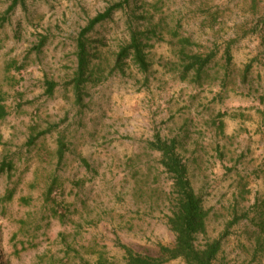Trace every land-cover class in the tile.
<instances>
[{
    "label": "rangeland",
    "instance_id": "obj_1",
    "mask_svg": "<svg viewBox=\"0 0 264 264\" xmlns=\"http://www.w3.org/2000/svg\"><path fill=\"white\" fill-rule=\"evenodd\" d=\"M122 1L24 0L0 28V264H127V249L172 246L156 136L176 140L202 198L196 245L219 239L215 264H264V0ZM119 2L89 35L93 50L111 65L129 24L149 28L150 71L127 65L77 102L75 40ZM179 37L214 54L208 77H180Z\"/></svg>",
    "mask_w": 264,
    "mask_h": 264
},
{
    "label": "trees",
    "instance_id": "obj_2",
    "mask_svg": "<svg viewBox=\"0 0 264 264\" xmlns=\"http://www.w3.org/2000/svg\"><path fill=\"white\" fill-rule=\"evenodd\" d=\"M122 2H128V0ZM122 2L112 4L90 18L75 40L76 67L67 85L71 86L77 102L81 101V89L84 85L94 81L96 83L101 82L111 73L123 74L127 65L134 66L142 74H147L150 71L151 63L146 50L152 45L150 40L154 31L149 28L140 29L129 24L127 38L119 44L113 54L111 65H104V60L97 56L98 51L93 50L94 47L89 41V35L97 26L110 20L116 10L123 5ZM23 3L24 0L11 1L5 13L0 15V28L8 20L9 12L18 4ZM178 39V43L182 46L178 53L181 61H183L180 77L182 79L191 77L194 81H199L205 76L208 77L206 71L213 61L214 54L212 52L206 54L193 53L192 50L186 52L187 45L191 46L190 39L188 37H179ZM43 44L44 40L36 48L40 49ZM98 58L99 62H96L95 60ZM227 60H230L229 55ZM107 68L109 70H106ZM105 71H108V73L104 75ZM45 85L46 93L51 95L57 83L54 80H46ZM148 147L160 153V164L172 180L173 207L171 215L168 216V225L175 234V241L170 247L161 246L159 255L155 257L142 256L127 249V264H163L165 261L172 259H182L186 264H215L214 262L221 249L220 240L207 241L202 247L196 245L197 236L204 234L206 230V211L203 208L201 196L194 191L191 185L187 166L176 150V140L161 139L156 136L148 142ZM51 192L50 189L49 194ZM260 227L263 229L264 225L260 224ZM86 264L89 263L86 262Z\"/></svg>",
    "mask_w": 264,
    "mask_h": 264
}]
</instances>
